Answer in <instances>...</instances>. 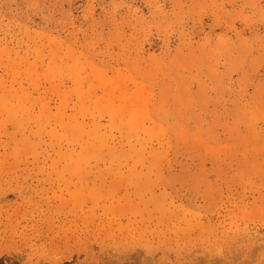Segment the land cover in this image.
<instances>
[{
  "label": "rangeland",
  "instance_id": "374dc122",
  "mask_svg": "<svg viewBox=\"0 0 264 264\" xmlns=\"http://www.w3.org/2000/svg\"><path fill=\"white\" fill-rule=\"evenodd\" d=\"M0 264H264V0H0Z\"/></svg>",
  "mask_w": 264,
  "mask_h": 264
}]
</instances>
